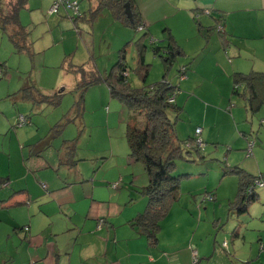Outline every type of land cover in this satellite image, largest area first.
Segmentation results:
<instances>
[{"label": "rangeland", "instance_id": "rangeland-1", "mask_svg": "<svg viewBox=\"0 0 264 264\" xmlns=\"http://www.w3.org/2000/svg\"><path fill=\"white\" fill-rule=\"evenodd\" d=\"M54 1L28 0L29 8L20 11V20L28 24L31 31L32 56L25 51H16L7 35L0 33V63L4 64L0 73V175H9L13 183L16 180L25 181L23 175L30 168L39 178H53V184H60L64 176L68 180H75L77 170L58 163L57 148L63 139L77 138L75 159L79 156L85 158L77 162L83 172L90 175L89 180L78 185L79 189L87 193L93 190L96 198H100L104 195V189H109L108 182L115 183V188L121 194L117 204L112 202L113 210L133 214L140 207L142 209L143 199L137 186L146 184L148 178L142 165L131 161L128 155L125 138L128 108L117 99L110 98L105 85L88 89L84 94V111L80 121L68 122L61 133L52 138V146L43 152L49 166L37 168L34 163L38 160L31 153L37 140L42 141L45 148L47 133L53 135L50 129L55 122L64 121V114L81 95L76 89L79 77L68 70V62L81 65L91 60L100 72H104L115 62L117 50L129 40V44L126 43V62L131 86L154 83L161 79L167 69L163 59L152 52L150 39H156L157 44L163 43L165 26L171 29L183 49V54L176 55L167 71L172 83L179 81L180 84L176 104L182 109L176 123V135L183 140L195 134L196 125L200 126L201 133L197 137L203 140L204 150L201 153L205 156V159H201L193 152L194 160L176 161L174 174L197 172V176L180 182V193H186L184 184L190 180L197 189L198 199L189 208L184 195L180 194L182 196L173 203L161 221L155 247L148 248L144 238H137L133 247L135 257L132 258L128 257L127 243L118 241L112 246L113 241L110 240L105 250V240H102L103 245L94 253H83L79 244L75 247L70 245L69 251L63 254L64 260L67 259L68 264H108L114 257L124 256L117 259L119 264H194V260L195 264H231L234 259L240 264H264V186L257 187L261 197L251 206L254 207L251 213L253 218L249 214L237 217L229 215L228 199L235 193L238 178L235 174L220 177L225 162L229 165L242 162V168L255 174L264 170V104L258 111L251 112L246 109L243 97L232 92V73L242 65L253 62L250 61L252 59L264 58L260 48L264 45V38H243L231 36L228 32V42L225 33L220 34L217 26L207 39L198 31L196 22L200 20L204 25L211 24L205 11L198 10L201 13H196L195 18L188 12L189 24L182 16L186 14L184 11L170 7L171 0H154L158 8L169 15L163 19L146 18L150 35L144 37V63L148 64L144 77L146 70L138 65L134 44L141 30L114 21L107 8L102 9L91 29L84 22L78 23L79 29H76L70 18L72 14L67 15L63 5L59 6L58 13H51V20H46V13ZM90 3L92 0H81L80 12ZM171 11L181 15H173ZM219 35L225 36V44ZM66 57H70L68 61ZM183 66L187 67L186 73L180 77L179 71ZM29 84H33L39 94L53 95L58 90L63 93L54 104H32L19 99L14 103L12 94ZM18 114L29 115V122L15 126ZM168 115L174 117L172 112ZM242 132L247 133V138ZM38 165L43 166V162ZM202 171H205L204 177L199 175ZM192 196L189 193V198L193 200ZM96 198L90 218L97 207L102 208L106 204L98 202ZM113 219L112 216H109L110 221L98 219L96 231L103 229L111 234V223H115L117 230L128 237L131 226L119 224ZM215 219L217 223L214 224ZM246 221L243 236H232L234 229L238 233L242 231ZM77 222L83 223L80 220ZM7 224L9 221L0 222V261L6 250L12 252L13 258L14 252H21L15 264H27L24 260L26 256L29 257L28 250L33 253L35 249L21 245V236L15 240L13 236L17 233L12 225L8 229ZM102 224L104 226L100 227ZM70 238L73 237L67 241ZM133 240L129 237L128 242ZM94 242V237L79 240L86 246ZM194 251L197 256H194ZM136 257L141 259L134 261Z\"/></svg>", "mask_w": 264, "mask_h": 264}, {"label": "trees", "instance_id": "trees-1", "mask_svg": "<svg viewBox=\"0 0 264 264\" xmlns=\"http://www.w3.org/2000/svg\"><path fill=\"white\" fill-rule=\"evenodd\" d=\"M75 1L77 5L75 12L66 6L67 0H55L54 4H57L56 13H58L59 6L63 5L67 15L72 14L70 18L76 29H79L78 23L80 22L86 23L91 29L94 20L102 12V9L107 8L114 21H120L130 28L142 31L134 44L137 51L138 65L142 70H146L145 77L148 64L144 63L143 51L146 48L144 37L149 36L150 32L137 8L136 1L94 0V3H90L82 12L79 8L81 0ZM127 2L130 5L132 21L125 14L124 5ZM24 8H29L28 0H0V30L1 33L7 35L16 51H25L32 56L34 51L30 40L31 31L29 25L22 23L20 20V11ZM221 20V17L218 16L214 19V24L208 26H203L197 20V29L201 35L203 34L208 39L212 30L221 25L219 33L223 34ZM163 31L166 32L162 40L163 43L157 44L156 39L151 38L150 44L152 52L163 59L165 68L168 71L176 55L183 54V49L169 27H164ZM220 37L222 43H224V36L220 35ZM126 43L117 50L115 62L105 72H100L95 63L90 62L91 60L81 65L68 62V70L79 77L76 89L81 95L64 114V121L55 122V125L50 129L53 135H50V138H45V140L48 142L55 135H59L68 122L76 123L77 120L80 121L84 111L85 92L93 86L106 85L110 98L117 99L128 108L125 138L129 156L134 162H139L142 165L148 178L147 184L139 190L140 194L146 198L145 207L130 220V225L136 227L137 231L148 240L150 247H155L158 243L161 221L168 214L173 203L180 197V182L194 176L190 173L174 174L176 161L180 159L184 161L194 160L192 158L193 152L198 158L205 159V156L201 153L203 145L197 143L196 133L183 140L178 139L176 135V123L182 109L175 102L179 86L177 83H172L167 71L163 73L160 80L154 83L139 87L131 86L128 80L126 62L128 46ZM69 58L66 57L65 59L68 61ZM3 66V62L0 63V73L1 70L3 71ZM186 68L183 66L180 69V77L185 75ZM232 81V92L243 97L246 101V109L251 112L258 111L264 104V73L255 70L247 73L234 72ZM62 93V90H58L53 95L39 94V90L33 84H29L13 93L12 100L14 103L19 99L32 104L43 102L54 104L58 102V98ZM169 112L174 114L173 118L169 117ZM28 122L29 115L18 114L15 126ZM76 143L77 138L64 140L62 143L63 154L59 159L60 164L76 165ZM201 143L203 144V140H201ZM228 174H235L238 178L236 192L233 198L228 200V212L237 217L248 215L252 204L259 199L257 187L262 186L257 184L260 181L264 184L262 180L264 174H252L238 165L229 166L225 162L221 177ZM7 183V176H0V187L7 185ZM3 202L0 203L1 206H4ZM232 236H238L237 229L232 231Z\"/></svg>", "mask_w": 264, "mask_h": 264}, {"label": "crops", "instance_id": "crops-1", "mask_svg": "<svg viewBox=\"0 0 264 264\" xmlns=\"http://www.w3.org/2000/svg\"><path fill=\"white\" fill-rule=\"evenodd\" d=\"M135 1L148 30L149 27L146 18H151L152 16L156 19H163L164 17H166V15H169L163 13L158 8V4H155L154 0ZM92 2L94 3V0H92ZM170 7L176 9L177 11H184L186 14L182 16L186 18L187 23L189 24H191V21L189 19L188 12L192 14L193 18H195L196 13H201L198 10H209L210 14H206V16H208L211 24H202L203 26L214 24V19L220 16L222 19L220 24H222V30L224 31L228 42V32H230L229 34L231 36L236 35L243 38H264V0H171ZM172 14L177 16L181 15L176 13ZM46 20H51L50 15H47ZM260 48L264 52V45H262ZM250 61L253 62H248L246 64L251 65L244 64L239 68V70H235L234 72L247 73L249 71L255 70L264 73V58L262 60L252 59ZM105 71L106 70H104V72ZM177 84L180 89L179 81L177 82ZM100 85L104 84H99L96 86ZM198 127L200 128V126L198 125L195 126V133L196 128ZM242 134L245 138H247L246 132H242ZM45 138H50V134L47 133ZM52 140L53 139L49 140L48 142H46L47 140L44 141L45 148L42 146V141L37 140L36 142H34V144L36 145L31 154L36 157L35 159L38 160V162L34 163L37 168H44L49 166L48 162L43 156V152H45L44 150H46V148L52 146ZM64 140L65 139L61 141L59 147L57 148L59 164L60 156L61 154H63L62 143L64 142ZM51 142L52 144H50ZM129 158L131 161H133L131 157ZM80 159L85 158L83 156H79V158H77V161L80 162ZM41 162H43V166L38 165V163ZM78 162H76L75 166L65 164L67 168L75 167V169L77 170L78 176L75 177V180H68V178L64 176V179L60 184H53V178H39L35 173L30 171V168L28 169V172L23 175L25 181L16 180V182L13 183L14 181L11 182L9 175H0L2 177L7 176L8 181L7 185L0 187V203L4 201V206H1L0 204V222L9 221V224H7L9 225L8 229H10V226L12 225V228L17 233L15 235L16 237L13 236L14 239L16 240L17 236H21L19 239L21 245L25 244L24 247L31 246L35 249L33 253L28 250L29 257L26 256L24 260L27 264H68L67 259L64 260L63 254L64 252L67 253L69 251L70 245H73V247H75V245L77 244L80 245L83 253H94V251L96 252L104 243L105 250H107L109 243H111L110 240L113 241L112 246H115V242L122 241L125 244L127 243L129 249L128 257L132 258L135 257V254L133 253V247L135 246L136 240H138L137 238H144L147 242L148 248H150L148 240L140 232L137 231L136 227L130 225V220L138 212L144 209L146 198L142 196V209L140 207L139 210L133 214L121 211H119V213L116 212L115 210H113L114 207H111V204L112 202L114 204H117L121 192L117 188H113V185L115 183L111 184L110 182H108L107 185L109 186V189H104V195L100 198H96V196L94 195L95 192L93 190L90 193H87L84 190H80L78 185H80L84 181L89 180L90 175H87V173L83 172ZM234 165H238L240 167L243 166L242 162H237ZM229 166L233 165L230 164ZM248 172L255 174L251 171ZM258 172V174H264V170H259ZM196 173L197 172H194V176H197ZM199 175H203L204 177L205 171L199 172ZM221 178H224V176H222ZM189 181L190 180L186 181L184 184L186 190L181 188L182 190L186 191V193L181 192V194L184 195V198L189 203L188 207L190 208L196 203L198 194L196 192L197 189L194 188L193 184L190 183L191 181ZM144 185L140 187L137 186V190L139 191L140 188ZM110 186H112V188ZM189 193L193 195V200L189 198ZM257 193L258 196L261 197V191L257 189ZM233 196L228 200L232 199ZM95 198L98 200V202H105L106 204L105 207H97L95 209V214L92 216V218H90L93 205L96 204L94 202ZM130 198H132L131 195ZM253 208L250 207L249 211V215L251 216V218H253V216L251 215ZM97 211H99V213ZM229 215L231 214L229 213ZM109 216H112V219L114 217L115 220H113L119 224L126 223L127 225L129 224L131 226L132 231H128V237H126L121 230H117V224L115 223H111V225H113L111 234H107L105 230L103 231V229L100 230V232L96 231V229H98L99 227L96 226L98 219L104 218L105 220L110 221ZM77 220H80L83 223L79 224ZM216 220L217 219L214 220V224L217 223ZM247 221L242 226V231L238 233L237 237L243 236L244 229L247 228ZM103 226L104 224L100 225V227ZM9 235L11 236V234ZM69 237L73 238H70V240L67 241ZM85 237H94L95 242L90 246L79 243V240ZM129 237L133 238L134 240L132 242H128ZM102 240H105L103 244ZM249 255L251 257V254ZM20 256L21 252H14L15 258H13L12 252L5 250L4 254L1 256L2 260L0 262L5 264H15L16 261L20 259ZM119 257L124 256H116L111 259V262L109 261L108 264H119L117 260ZM86 258L87 256H85V259ZM140 259L141 257H136L134 261H139ZM231 264H240V262H237L234 259Z\"/></svg>", "mask_w": 264, "mask_h": 264}, {"label": "built area", "instance_id": "built-area-1", "mask_svg": "<svg viewBox=\"0 0 264 264\" xmlns=\"http://www.w3.org/2000/svg\"><path fill=\"white\" fill-rule=\"evenodd\" d=\"M66 6L68 7V8H70V9H72L74 12L77 10V5H76V1L75 0H67V2H66ZM57 12V4H54L50 9H49V11H48V16L49 15H51V13H56ZM205 13L206 14H210V11L209 10H206L205 11ZM219 28H221V25H219ZM22 117V116H21ZM20 117V118H21ZM263 122H264V120H263ZM198 133H200V128H196V135H198ZM197 143H198V145L200 144V145H203L202 143H201V139L200 138H198L197 137ZM251 146V145H250ZM258 186H264V184L260 181V182H258V184H257ZM116 186V184H114L113 185V187H115ZM197 256V253H196V251H194V256ZM195 260H194V264H195Z\"/></svg>", "mask_w": 264, "mask_h": 264}, {"label": "water", "instance_id": "water-1", "mask_svg": "<svg viewBox=\"0 0 264 264\" xmlns=\"http://www.w3.org/2000/svg\"><path fill=\"white\" fill-rule=\"evenodd\" d=\"M125 14L127 15V17H128V19L130 20V21H132V13H131V9H130V5H129V3L127 2V3H125Z\"/></svg>", "mask_w": 264, "mask_h": 264}]
</instances>
